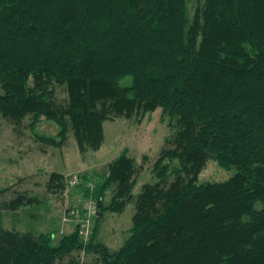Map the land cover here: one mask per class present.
Listing matches in <instances>:
<instances>
[{"label": "trees", "instance_id": "1", "mask_svg": "<svg viewBox=\"0 0 264 264\" xmlns=\"http://www.w3.org/2000/svg\"><path fill=\"white\" fill-rule=\"evenodd\" d=\"M158 107L172 133L154 181L134 193L140 167L124 148L93 188L83 176L101 212L88 245L78 229L55 243L0 218V264H78L82 247L92 264H264V0H0V116L54 121L42 141L73 131L97 149L104 120ZM209 158L234 174L199 181ZM131 199L130 235L111 249L103 214Z\"/></svg>", "mask_w": 264, "mask_h": 264}, {"label": "rangeland", "instance_id": "2", "mask_svg": "<svg viewBox=\"0 0 264 264\" xmlns=\"http://www.w3.org/2000/svg\"><path fill=\"white\" fill-rule=\"evenodd\" d=\"M193 5L191 1V11ZM58 91L61 98L67 95L61 86ZM30 122V117L17 124L0 116V206L19 195L23 200V204L14 210L2 208L0 218L8 228L37 234L53 233L55 243L75 229L79 234L85 229L89 230V235L93 232L95 218L91 217L89 226L83 222L88 214L85 200L95 198L92 195L86 197L83 183L68 184L73 176L83 178L87 174L98 183L102 174L108 171L109 163L127 148L128 154L137 160L140 167L134 186V193H138L143 183L156 179L153 163L162 148L167 146L166 138L172 133L161 107L140 117L134 114L104 120L102 144L97 149L91 146L81 148L73 131L69 132L63 144H48L41 140L39 134L55 135L59 129L57 124L43 119L34 132ZM173 164L178 163L174 161ZM53 172L63 175L62 187L56 184L61 179L53 177ZM234 172V169L222 168L216 159L209 158L198 177L201 182L222 181ZM111 198L112 190H108L105 203L108 204ZM134 211V199L129 200L121 211L107 210L99 225L98 238L111 249L120 247L130 235ZM87 217L90 219V215ZM88 237H84L85 241ZM88 243L89 240L84 244ZM75 256L79 257L78 264H92L94 258L83 247ZM64 259L68 261L69 258Z\"/></svg>", "mask_w": 264, "mask_h": 264}, {"label": "built area", "instance_id": "3", "mask_svg": "<svg viewBox=\"0 0 264 264\" xmlns=\"http://www.w3.org/2000/svg\"><path fill=\"white\" fill-rule=\"evenodd\" d=\"M82 181H84V180H83V178L81 176L75 175L67 183L70 184V185H73V183L74 184H78V183H82ZM86 184L88 186H90L91 188H93L94 185H95L94 184V179L87 181ZM84 207L87 208L88 214H86V216L84 217L85 220L83 222V225L89 226V223H91V217L94 218V215L96 214V202H95V200L94 199H91V198L85 200ZM82 215H83V213H82ZM82 215H80L79 217H81ZM87 215H90V219L87 217ZM81 234L85 238H87L89 236V230L88 229L82 230L81 231Z\"/></svg>", "mask_w": 264, "mask_h": 264}, {"label": "water", "instance_id": "4", "mask_svg": "<svg viewBox=\"0 0 264 264\" xmlns=\"http://www.w3.org/2000/svg\"><path fill=\"white\" fill-rule=\"evenodd\" d=\"M99 204H100V202H99ZM98 214L100 215V214H101V212H98Z\"/></svg>", "mask_w": 264, "mask_h": 264}]
</instances>
